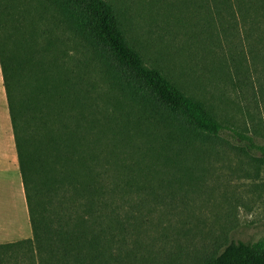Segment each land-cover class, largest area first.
Masks as SVG:
<instances>
[{"label":"rangeland","instance_id":"obj_1","mask_svg":"<svg viewBox=\"0 0 264 264\" xmlns=\"http://www.w3.org/2000/svg\"><path fill=\"white\" fill-rule=\"evenodd\" d=\"M105 1L147 66L264 144V0ZM16 2L18 42L61 90L46 131L63 129L94 169L43 201L70 223L77 264H205L232 242L264 238V161L158 106L92 40L72 5L78 16L64 13L65 0ZM6 159L13 144L0 71ZM25 231L0 244L31 239V226Z\"/></svg>","mask_w":264,"mask_h":264},{"label":"trees","instance_id":"obj_2","mask_svg":"<svg viewBox=\"0 0 264 264\" xmlns=\"http://www.w3.org/2000/svg\"><path fill=\"white\" fill-rule=\"evenodd\" d=\"M64 13L85 19V30L113 62L131 75L155 103L178 117L194 133L231 145L257 161H264V144L254 134L224 125L204 103L187 95L159 69L145 64L127 40L113 7L105 0H65ZM16 0H0V68L15 139L19 171L30 217L32 238L0 244V264H77L81 250L64 214L43 204L52 188L64 190L78 183L79 171L89 179L94 169L85 163L75 140L48 130L61 92L53 75L34 63L19 41L13 10ZM264 6V2H263ZM72 8V9H73ZM30 72L35 76L27 78ZM32 74V75H33ZM53 126H55L53 124ZM93 162V159L90 160ZM94 164V162H93ZM96 249L97 241L89 242ZM75 259V260H74ZM94 257L89 264H95ZM205 264H264V238L256 243L232 242Z\"/></svg>","mask_w":264,"mask_h":264},{"label":"crops","instance_id":"obj_3","mask_svg":"<svg viewBox=\"0 0 264 264\" xmlns=\"http://www.w3.org/2000/svg\"><path fill=\"white\" fill-rule=\"evenodd\" d=\"M10 126L13 161L10 163L6 159L0 163V241L17 232L18 234L26 232V227L30 229L31 226L11 121ZM21 221H23L22 224H20Z\"/></svg>","mask_w":264,"mask_h":264}]
</instances>
